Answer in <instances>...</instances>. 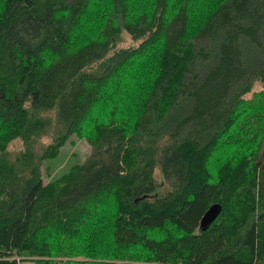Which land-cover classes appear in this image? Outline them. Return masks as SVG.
Returning <instances> with one entry per match:
<instances>
[{"label":"trees","instance_id":"obj_1","mask_svg":"<svg viewBox=\"0 0 264 264\" xmlns=\"http://www.w3.org/2000/svg\"><path fill=\"white\" fill-rule=\"evenodd\" d=\"M257 82L264 0H0V264H264Z\"/></svg>","mask_w":264,"mask_h":264},{"label":"rangeland","instance_id":"obj_2","mask_svg":"<svg viewBox=\"0 0 264 264\" xmlns=\"http://www.w3.org/2000/svg\"><path fill=\"white\" fill-rule=\"evenodd\" d=\"M140 41L141 40L132 39L131 36L127 32L123 31L120 35V38L115 48L129 47L131 45L136 46ZM260 91L261 93H259ZM252 93L258 94L257 96H259L260 99L264 100V82H257L255 85H253L252 91L246 94L245 98L249 99L250 97H252ZM260 99H257L256 106L264 109V101H261ZM122 102H126V98H121L117 103L119 105H122L121 104ZM103 105L105 107L102 109L101 114L106 115V113L108 112V109L111 108V106L113 105V98L111 99L108 105L109 107L108 109H106L107 103ZM247 114L248 113H246L244 116H246ZM244 116H242L241 118H243ZM252 129L248 126L241 125L238 122H234L229 128V134L227 135V137H233V136H238V135L241 136L243 133L252 134ZM48 144H49L48 138H45V137L41 138L39 143L36 146V149L40 150L42 146H47ZM222 144L223 145L220 147L221 148L220 150L225 152V143L223 142ZM23 147H24L23 142L20 139H16L13 142H11L8 150L11 155H15L20 150H22ZM90 151H91V147L88 144L87 138L85 137L79 138L77 137L76 134L69 135L67 141L60 148L59 154L56 157H53L48 160H44L41 163L42 164L41 174H42L43 181L46 183L49 180L67 171L73 164L84 161L86 157L90 154ZM215 155H217V157H220L221 153H215ZM220 161H223V160H220ZM212 170L213 169H210L211 172ZM207 173L210 174L209 171H207ZM156 180L158 179L156 178ZM55 259L59 260L60 258H55ZM74 259L85 260L86 258L77 257ZM20 264H36V263L30 260H27V261H23Z\"/></svg>","mask_w":264,"mask_h":264},{"label":"water","instance_id":"obj_3","mask_svg":"<svg viewBox=\"0 0 264 264\" xmlns=\"http://www.w3.org/2000/svg\"><path fill=\"white\" fill-rule=\"evenodd\" d=\"M220 211H221V205L217 203L212 204L202 216L200 220L199 228L201 230H205L212 223V221L219 215Z\"/></svg>","mask_w":264,"mask_h":264}]
</instances>
